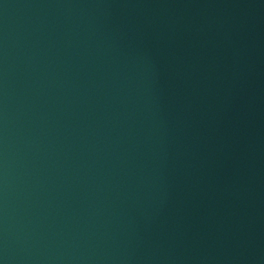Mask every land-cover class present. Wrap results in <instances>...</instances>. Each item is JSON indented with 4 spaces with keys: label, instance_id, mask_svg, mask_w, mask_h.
I'll return each instance as SVG.
<instances>
[{
    "label": "water",
    "instance_id": "95a60500",
    "mask_svg": "<svg viewBox=\"0 0 264 264\" xmlns=\"http://www.w3.org/2000/svg\"><path fill=\"white\" fill-rule=\"evenodd\" d=\"M0 264H264V0H0Z\"/></svg>",
    "mask_w": 264,
    "mask_h": 264
}]
</instances>
